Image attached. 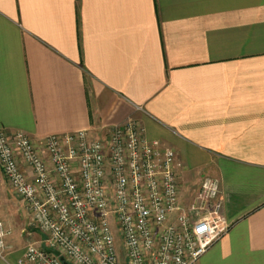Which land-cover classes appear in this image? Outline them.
<instances>
[{
  "label": "crops",
  "instance_id": "0c3cea01",
  "mask_svg": "<svg viewBox=\"0 0 264 264\" xmlns=\"http://www.w3.org/2000/svg\"><path fill=\"white\" fill-rule=\"evenodd\" d=\"M129 118L175 149L180 190L220 180L230 228L195 264H264V0H0V128L100 138ZM10 197L30 219L0 170V264L46 236Z\"/></svg>",
  "mask_w": 264,
  "mask_h": 264
},
{
  "label": "built area",
  "instance_id": "2783aa9c",
  "mask_svg": "<svg viewBox=\"0 0 264 264\" xmlns=\"http://www.w3.org/2000/svg\"><path fill=\"white\" fill-rule=\"evenodd\" d=\"M0 170L46 235L19 264H65L48 248L69 264H195L230 228L220 180L205 175L185 205L175 149L135 118L100 138L78 130L35 141L0 128ZM9 234L0 217L3 259Z\"/></svg>",
  "mask_w": 264,
  "mask_h": 264
},
{
  "label": "rangeland",
  "instance_id": "374dc122",
  "mask_svg": "<svg viewBox=\"0 0 264 264\" xmlns=\"http://www.w3.org/2000/svg\"><path fill=\"white\" fill-rule=\"evenodd\" d=\"M205 175L206 174H204L201 178H199V180L192 181V182L189 181L190 183H188V184L183 182V181L180 182V184H181V200L185 205H190L192 202H194V199H195L196 194L199 190L201 181ZM10 199H12V205L14 206V208H16L20 211V213H21L19 215L20 218L21 219L24 218V221H26L27 216L25 217L23 215V212H22L25 209L24 205L19 201V199H16V198L13 199L12 197H10ZM1 218L6 222L7 226L9 227L10 234H11V232L13 231V226L8 222V220L6 218H4V217H1ZM27 220L28 221L25 223L24 227H26L27 230L30 231L31 227L29 225V221H30L29 216H28ZM25 234H26V232H25Z\"/></svg>",
  "mask_w": 264,
  "mask_h": 264
},
{
  "label": "water",
  "instance_id": "95a60500",
  "mask_svg": "<svg viewBox=\"0 0 264 264\" xmlns=\"http://www.w3.org/2000/svg\"><path fill=\"white\" fill-rule=\"evenodd\" d=\"M47 250H48L49 252H53V253H55L56 255H59L60 258L64 261L65 264H69V263L67 262V260L65 259L64 255H62L61 252H60L58 249H50V248H48Z\"/></svg>",
  "mask_w": 264,
  "mask_h": 264
}]
</instances>
